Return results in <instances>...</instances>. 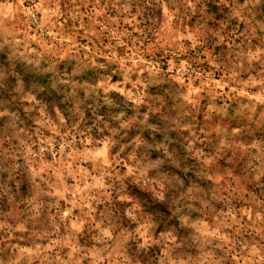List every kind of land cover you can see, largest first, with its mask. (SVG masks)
<instances>
[{
  "label": "clouds",
  "instance_id": "clouds-1",
  "mask_svg": "<svg viewBox=\"0 0 264 264\" xmlns=\"http://www.w3.org/2000/svg\"><path fill=\"white\" fill-rule=\"evenodd\" d=\"M0 264H264V0H0Z\"/></svg>",
  "mask_w": 264,
  "mask_h": 264
},
{
  "label": "rangeland",
  "instance_id": "rangeland-1",
  "mask_svg": "<svg viewBox=\"0 0 264 264\" xmlns=\"http://www.w3.org/2000/svg\"><path fill=\"white\" fill-rule=\"evenodd\" d=\"M29 62L32 63L33 65H40L42 63V61L40 60V58L38 57H29ZM50 70L54 71V69H51ZM36 90H39L38 88Z\"/></svg>",
  "mask_w": 264,
  "mask_h": 264
}]
</instances>
